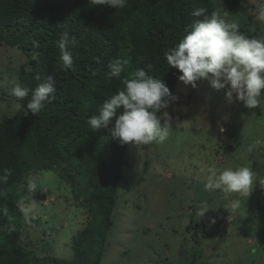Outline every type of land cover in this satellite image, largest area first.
I'll list each match as a JSON object with an SVG mask.
<instances>
[{
  "label": "trees",
  "instance_id": "trees-1",
  "mask_svg": "<svg viewBox=\"0 0 264 264\" xmlns=\"http://www.w3.org/2000/svg\"><path fill=\"white\" fill-rule=\"evenodd\" d=\"M233 1L235 8L244 3ZM215 2L126 0L123 7L112 8L90 0H0V45L17 49L24 56L16 72L20 86L34 89L49 76L56 84L55 100L38 115L15 109L13 116L0 122V174L4 168L11 170L7 183H0V264L102 263L115 225L129 145H120L107 130L93 132L87 119L123 89V79L138 68L147 71V65H151L149 75L162 79L175 97L173 102L177 101L180 73L169 67L164 53L179 42L194 21L219 9L224 13ZM258 4L264 5L263 0ZM259 5L251 7L253 13ZM197 9H204V16H194ZM236 22L246 36L264 30V25L252 30L256 22L250 18ZM64 30L78 40L75 47H69L73 65L68 70L61 69L55 46ZM117 58L128 63L120 78L108 79V64ZM22 103L26 106L27 99ZM43 171L57 173L71 186L72 194L78 188L75 204L85 206L88 213L73 237L71 259L51 254L42 257L51 253L46 251L45 238L41 239V254L21 244L15 212L19 197L30 194L21 187L26 185L24 176ZM257 207L263 208L260 204ZM5 208L7 215L2 211ZM192 260L198 257L194 255Z\"/></svg>",
  "mask_w": 264,
  "mask_h": 264
},
{
  "label": "rangeland",
  "instance_id": "rangeland-1",
  "mask_svg": "<svg viewBox=\"0 0 264 264\" xmlns=\"http://www.w3.org/2000/svg\"><path fill=\"white\" fill-rule=\"evenodd\" d=\"M231 2L216 0L224 10L219 9L222 18H250L256 22L252 30L264 25L251 10L259 0H244L237 8ZM260 35L264 30L255 36ZM23 58L19 50L0 45V122L15 113L10 89L20 85L16 72ZM177 91L178 100L167 109L173 118L169 138L162 144L128 146L115 225L101 264H264V186L257 181L242 208L230 213L222 194L203 190L205 174L199 171L210 165L248 166L264 177V143L247 151L249 144L264 141V111L239 102L229 105L226 90L212 89L207 80L195 88L179 81ZM24 177L43 188L29 196L35 200L40 193L45 199L35 201V214L28 219L16 207L22 246L41 254L45 238L51 253L42 257L71 259L73 237L88 218L86 207L75 204L78 188L72 194L55 172ZM204 204L211 210L201 219L194 216L195 208ZM209 218H215V225L209 226ZM194 255L198 260H192Z\"/></svg>",
  "mask_w": 264,
  "mask_h": 264
},
{
  "label": "clouds",
  "instance_id": "clouds-1",
  "mask_svg": "<svg viewBox=\"0 0 264 264\" xmlns=\"http://www.w3.org/2000/svg\"><path fill=\"white\" fill-rule=\"evenodd\" d=\"M90 3H106L112 8H121L126 0H90ZM204 9H197L193 15L204 16ZM257 19L264 21V5L257 10ZM78 40L68 30L59 34L55 42L59 50V65L62 70L72 68L73 57L69 47H75ZM36 47H39L36 43ZM164 58L172 69H177L178 80L184 85L197 86L201 80L209 81L216 91H225V100L231 105L239 102L249 110L264 111V35L246 36L239 30L235 21H227L219 12L194 21L190 30L164 53ZM127 60L114 59L108 64L107 78H120ZM138 68L130 78L123 79V89L112 94L109 99L87 119V125L93 132L107 130L120 145L135 147L162 144L170 136L173 118L167 109L175 99L167 84L159 78L149 75L151 65ZM39 79V77H38ZM56 84L52 76L39 83L34 89L16 84L10 89L15 98L14 109L38 115L47 104L55 100ZM30 96V98H29ZM27 99L26 106L22 103ZM264 141H255L248 145L247 151L254 152ZM205 174L203 190L208 193H220L227 201L224 206L235 213L243 206L244 198L249 197L253 186L259 182L264 186V177L248 166L219 168L210 165L200 168ZM11 170L4 168L0 174V183H7ZM28 193L43 190L31 178H27ZM16 207L25 218L35 214L37 204L29 195H21ZM211 210L207 205L195 208L194 216L201 218ZM4 215L8 214L5 208ZM215 218H209V226L215 225Z\"/></svg>",
  "mask_w": 264,
  "mask_h": 264
},
{
  "label": "water",
  "instance_id": "water-1",
  "mask_svg": "<svg viewBox=\"0 0 264 264\" xmlns=\"http://www.w3.org/2000/svg\"><path fill=\"white\" fill-rule=\"evenodd\" d=\"M45 196L40 197V193H38L37 197L35 198V201H40V200H44Z\"/></svg>",
  "mask_w": 264,
  "mask_h": 264
}]
</instances>
